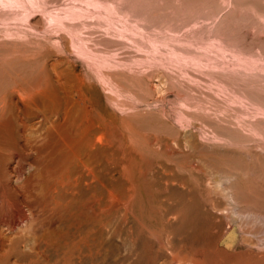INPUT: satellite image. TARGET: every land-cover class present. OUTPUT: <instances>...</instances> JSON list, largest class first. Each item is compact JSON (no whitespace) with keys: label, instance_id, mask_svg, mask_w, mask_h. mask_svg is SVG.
I'll list each match as a JSON object with an SVG mask.
<instances>
[{"label":"bare ground","instance_id":"obj_1","mask_svg":"<svg viewBox=\"0 0 264 264\" xmlns=\"http://www.w3.org/2000/svg\"><path fill=\"white\" fill-rule=\"evenodd\" d=\"M0 2V264H264L258 156L206 130L153 54Z\"/></svg>","mask_w":264,"mask_h":264},{"label":"rangeland","instance_id":"obj_2","mask_svg":"<svg viewBox=\"0 0 264 264\" xmlns=\"http://www.w3.org/2000/svg\"><path fill=\"white\" fill-rule=\"evenodd\" d=\"M36 1L28 0L37 10L35 17L45 10H69V17L82 12L76 21L86 16L93 22L89 30L95 29L94 39L122 41L126 56H155L156 67H164L191 96L188 108L198 111L206 130H216L223 143H233L226 147L233 154L258 156L264 167V0ZM57 30L53 36L66 32ZM197 100L204 108L195 107Z\"/></svg>","mask_w":264,"mask_h":264}]
</instances>
